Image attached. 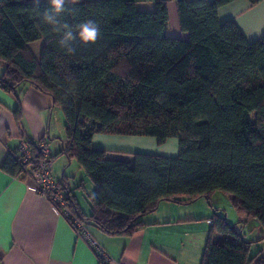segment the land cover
I'll use <instances>...</instances> for the list:
<instances>
[{
  "label": "trees",
  "instance_id": "obj_1",
  "mask_svg": "<svg viewBox=\"0 0 264 264\" xmlns=\"http://www.w3.org/2000/svg\"><path fill=\"white\" fill-rule=\"evenodd\" d=\"M169 1L176 3L188 40L167 35ZM234 1L66 4L62 23L75 29L94 20L101 30L95 43L74 41L69 54L58 43L61 34L41 23L48 1L37 7L29 0H0V89L15 94L30 84L51 98L53 110L63 113L66 143L58 154L51 152L48 163L52 168L60 155L76 160L94 186L86 216L67 178L59 181L72 215L65 219L77 234L79 223L86 232L95 227L108 236L132 237L149 226L144 218L162 203L209 202L223 193L239 213L259 223L264 242V36L250 42L234 21L220 22V9ZM143 3L154 4V10H139ZM37 42L42 44L39 56L32 48ZM13 115L21 129L20 103ZM97 134L153 137L160 145L175 138L179 154L114 159L113 153L93 147ZM20 139L0 169L32 180L42 159L39 145L49 149L48 140ZM23 143L32 154L27 163ZM214 211L201 264H264L262 252L252 251L260 241L245 240L237 231L242 222L231 225Z\"/></svg>",
  "mask_w": 264,
  "mask_h": 264
},
{
  "label": "crops",
  "instance_id": "obj_2",
  "mask_svg": "<svg viewBox=\"0 0 264 264\" xmlns=\"http://www.w3.org/2000/svg\"><path fill=\"white\" fill-rule=\"evenodd\" d=\"M43 1L48 0H39ZM139 10L151 12L154 4H140ZM168 12V37L188 40V35L181 31L174 1H169ZM219 20L221 23L234 21L248 41L259 40L264 36V1L252 5L248 0H236L220 9ZM41 46V42L32 44L36 56ZM3 71L0 63V77ZM19 103L23 110L21 129L13 115ZM52 113L51 98L30 84L23 85L15 94L0 89V166L10 150L17 148L22 136L33 142L45 137L50 152L55 155L61 151L66 143L65 135L53 130ZM92 145L113 153L112 158L119 160H131L133 154L169 158L179 154V145L173 139L160 147L153 137L94 136ZM73 163L74 160L65 155L58 156L52 163V171L59 169L61 178L56 179L57 173H53L55 179L75 178L70 171ZM80 171V182L85 189L87 177L81 167ZM70 180L72 185L69 182L68 187L72 195L83 214L89 216L91 209L84 207L80 200L79 183L75 186L73 179ZM92 187L90 195L94 191L93 184ZM215 198H218L217 193L209 203L219 210L220 197L217 203ZM162 205L168 209L161 211L160 205L155 213L144 218L149 226L132 237L108 236L95 227H87L88 235L109 258L107 264H201L213 225L211 212L202 207L181 208L186 205L176 203ZM0 264H101V261L97 251L77 234L51 201L38 192L34 181L12 177L0 169Z\"/></svg>",
  "mask_w": 264,
  "mask_h": 264
},
{
  "label": "rangeland",
  "instance_id": "obj_3",
  "mask_svg": "<svg viewBox=\"0 0 264 264\" xmlns=\"http://www.w3.org/2000/svg\"><path fill=\"white\" fill-rule=\"evenodd\" d=\"M52 114L53 115L51 116V119H52L53 130L55 131V133H58V135L59 134L65 135V119H64L63 113L61 112V110L59 108L56 107L53 110ZM95 136L101 137V136H117V135L97 134ZM123 137L140 138L141 136H123ZM142 138H146V137H142ZM173 140H175L177 142V144L179 145V140L178 139L174 138ZM164 144L160 145L158 143V145L160 147L163 146ZM70 171H71V173H73V175L75 174V176H76L75 178H73V176H70L71 177L70 179H73L72 181H73L74 185L76 183H80L81 171H80V166H79V164L77 163L76 160H74L73 166L70 169ZM78 172H79V174H78ZM53 173H57V175H55L56 179H60L61 178V174L59 172V169L57 170V168H56V170ZM67 179H68V183L70 182L71 185H72L71 180L69 178H67ZM86 180L87 181H86V184H85L86 185L85 189L80 188L79 191L81 190V192H79V194H80V200H81L82 205L84 207H86V208H88V207L90 208L89 197H90V193H91V188H93V187H92V183L89 181V179L86 178ZM73 191H75V188H74ZM217 196H218V198L220 197L219 203L217 204V205H219L217 208L220 210V214L224 215V217L227 220V223H230L231 225H235V224H238L239 222L240 223L242 222L241 224H238L237 231L238 232H242L243 234L245 233L243 237L245 238V240H247L249 242L260 241V242L256 243V245H254V246H257V248H253L252 251L255 252V253L258 252V251H261L262 254H261V256L259 258H264V242H261L262 237H263V233H262V230L260 229L261 227H260L259 223L256 222L255 220H252V219L248 220L247 217L244 214L239 213L232 206V204L230 202V199L225 194L217 193ZM218 198H215V202H216V200ZM211 203L213 204V202H211ZM162 204H170V203L165 202V203H162ZM162 204H161V208L159 207L161 211L164 208L168 209V207H166V205H162ZM173 205L174 204H172V206ZM192 206H194L196 208H199V209H201V207L205 208V211L209 210L211 212L212 217L214 215V212H215L214 209L211 207V204L205 198L199 199L196 202L188 204V205H186L184 207H181V208H187V207L190 208ZM242 217H243V219H242ZM243 222H245V225L243 224ZM259 258L256 261H258Z\"/></svg>",
  "mask_w": 264,
  "mask_h": 264
},
{
  "label": "built area",
  "instance_id": "obj_4",
  "mask_svg": "<svg viewBox=\"0 0 264 264\" xmlns=\"http://www.w3.org/2000/svg\"><path fill=\"white\" fill-rule=\"evenodd\" d=\"M21 155L24 156L23 163L31 161L32 154L29 148V145L23 143L21 144ZM39 153L41 155V161L37 163L35 169L32 170V180L35 183V186L38 192L48 198L51 203L60 211L63 212V217H72L70 211L67 209V202L65 193L59 185L53 175L51 165L48 163V158L51 154L50 150L45 145H39ZM27 168L30 169V165H27ZM76 227L79 228L82 236L89 244L93 250L97 251L101 264H107L109 258L99 247L96 241H94L85 229L79 224H76Z\"/></svg>",
  "mask_w": 264,
  "mask_h": 264
},
{
  "label": "clouds",
  "instance_id": "obj_5",
  "mask_svg": "<svg viewBox=\"0 0 264 264\" xmlns=\"http://www.w3.org/2000/svg\"><path fill=\"white\" fill-rule=\"evenodd\" d=\"M79 0H48L49 7L41 13V23L52 27L53 31L61 34L59 45L69 54L75 51L74 41L77 39L84 45L95 43L101 34L98 23L94 20H87L75 26V29L68 23H62L61 15L66 10V4H77ZM39 5V0H34ZM75 31V34H74Z\"/></svg>",
  "mask_w": 264,
  "mask_h": 264
}]
</instances>
